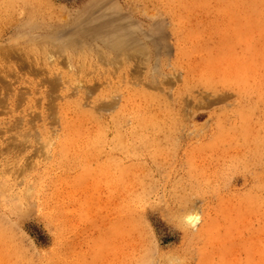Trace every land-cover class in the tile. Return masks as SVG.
<instances>
[{"label": "rangeland", "instance_id": "1", "mask_svg": "<svg viewBox=\"0 0 264 264\" xmlns=\"http://www.w3.org/2000/svg\"><path fill=\"white\" fill-rule=\"evenodd\" d=\"M39 1L0 0V264H264V0Z\"/></svg>", "mask_w": 264, "mask_h": 264}, {"label": "bare ground", "instance_id": "2", "mask_svg": "<svg viewBox=\"0 0 264 264\" xmlns=\"http://www.w3.org/2000/svg\"><path fill=\"white\" fill-rule=\"evenodd\" d=\"M34 1H35V0H34ZM36 1H37V0H36ZM38 2H40V1L38 0ZM38 2H37V3H38ZM37 3H36V4H37ZM41 3H42V1H41ZM39 4H40V3H39ZM39 4H37V5H39ZM37 5H36V6L34 5V6L37 7ZM22 6H23V5H22ZM39 6H40V5H39ZM39 6H38V7H39ZM52 16H53V15H52ZM53 17H54V16H53ZM28 20H29V19H28ZM28 20H27V21H28ZM34 20H35V19H34ZM36 22H37V20H36ZM58 25H59V24H58ZM98 36H99V35H98ZM159 36H160V35H159ZM121 37H122V36H121ZM118 38H119V35H118ZM161 38H162V36H161ZM92 39H93V38H92ZM101 39H102V38H101ZM101 39H100V41H101ZM127 39H128V38H127ZM127 39H126V40H127ZM130 39H131V38H130ZM97 40H99V39H97ZM32 41H33V40H32ZM95 41H96V40H95ZM96 42H97V41H96ZM50 43H51V42H50ZM46 44H47V43H46ZM127 44H128V43H127ZM130 44H131V43H130ZM134 44H135V42H134ZM135 45H136V44H135ZM79 46H80V45H79ZM119 46H120V44H119ZM131 46H133V45H131ZM117 47H118V46H117ZM120 47H121V46H120ZM133 47H134V46H133ZM126 48H127V47H126ZM130 48H131V47H130ZM130 48H129V49H130ZM134 48H135V47H134ZM135 49H136V48H135ZM52 50H53V49H52ZM50 52H51V51H50ZM66 53H67V52H66ZM130 53H131V52H130ZM45 55H46V54H45ZM95 55H96V54H95ZM47 56H48V55H47ZM116 56H117V55H116ZM48 57H49V56H48ZM113 57H114V56H113ZM118 57H119V56H118ZM128 57H130V56H128ZM107 58H108V57H107ZM121 58H122V57H121ZM76 60H77V59H76ZM119 60H121V59H119ZM31 63H32V62H31ZM32 66H33V65H32ZM43 69H44V68H43ZM74 69H75V68H74ZM69 70H72V69L69 68ZM98 70H99V69H98ZM74 71H75V70H74ZM68 72H69V71H68ZM75 72H76V71H75ZM120 73H121V72H120ZM59 74H60V73H59ZM104 74H105V73H104ZM46 75H47V74H46ZM57 75H58V74H57ZM81 75H82V74H81ZM117 75H118V74H117ZM59 77H60V76H59ZM82 78H83V77H82ZM76 79H77V78H76ZM139 79H140V78H139ZM79 80H80V78H79ZM85 80H86V79H85ZM53 81H54V80H53ZM144 81H145V80H144ZM49 82H50V81H49ZM77 82H78V81H77ZM79 82H80V81H79ZM147 82H148V81H147ZM144 84H145V83H144ZM57 85H58V84H57ZM52 86H53V85H52ZM114 86H115V85H114ZM50 87H51V86H50ZM97 87H98V86H97ZM54 88H55V85H54ZM87 88H88V87H87ZM95 88H96V87H95ZM97 89H98V88H97ZM97 89H96V90H97ZM58 90H59V88H58ZM52 91H53V90H52ZM149 91H150V90H149ZM150 92H151V91H150ZM158 94H159V93H158ZM51 95H52V94H51ZM56 95H58V94L56 93ZM55 97H56V96H55ZM59 97H60V96H59ZM59 97H58V98H59ZM51 98H52V97H51ZM50 100H51V99H50ZM59 100H60V99H59ZM61 100H62V99H61ZM51 101H52V100H51ZM100 102H101V101H100ZM50 103H51V102H50ZM57 103H58V102H57ZM98 104H99V103H98ZM28 190H29V189H28ZM25 195H26V194H25ZM21 196H22V195H21ZM27 196H28V195H27ZM13 197H14V196H13ZM14 198H16V197H14ZM10 200H11V199H10ZM24 200H25V199H24Z\"/></svg>", "mask_w": 264, "mask_h": 264}]
</instances>
